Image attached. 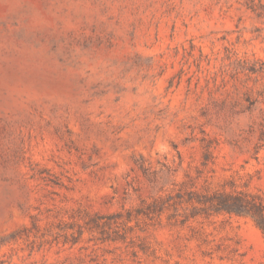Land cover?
<instances>
[{"label":"rangeland","instance_id":"1","mask_svg":"<svg viewBox=\"0 0 264 264\" xmlns=\"http://www.w3.org/2000/svg\"><path fill=\"white\" fill-rule=\"evenodd\" d=\"M264 0H0V264H264Z\"/></svg>","mask_w":264,"mask_h":264},{"label":"trees","instance_id":"2","mask_svg":"<svg viewBox=\"0 0 264 264\" xmlns=\"http://www.w3.org/2000/svg\"><path fill=\"white\" fill-rule=\"evenodd\" d=\"M212 202L218 209L251 215L264 233V203L257 196L243 192H218Z\"/></svg>","mask_w":264,"mask_h":264}]
</instances>
